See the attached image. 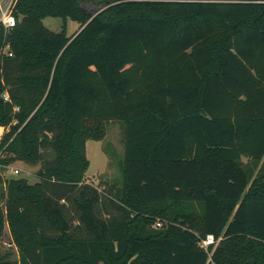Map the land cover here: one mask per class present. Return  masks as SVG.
Wrapping results in <instances>:
<instances>
[{
  "label": "trees",
  "instance_id": "trees-1",
  "mask_svg": "<svg viewBox=\"0 0 264 264\" xmlns=\"http://www.w3.org/2000/svg\"><path fill=\"white\" fill-rule=\"evenodd\" d=\"M13 12L8 34L0 24V242L6 226L17 258L0 264H264V0ZM111 122L121 179L93 185L86 142ZM18 161L37 181L3 178Z\"/></svg>",
  "mask_w": 264,
  "mask_h": 264
},
{
  "label": "rangeland",
  "instance_id": "rangeland-1",
  "mask_svg": "<svg viewBox=\"0 0 264 264\" xmlns=\"http://www.w3.org/2000/svg\"><path fill=\"white\" fill-rule=\"evenodd\" d=\"M94 3L99 0H93ZM91 9L99 7L98 5L90 6ZM44 25L58 32L63 27L61 18L48 17L43 20ZM77 22L67 20V34H74L78 31ZM121 123L111 122L107 125L105 137L101 141L88 140L86 142V155L89 160V166L85 173L87 182L98 185L100 181L107 180L118 181L121 179V161L123 157V145L121 141ZM19 170L17 174L9 176L25 177L30 183L37 181L36 171L38 167L29 166L23 162H16L12 165ZM1 204V200H0ZM0 252H10L11 259L17 258L16 248L11 242L10 234L5 226L4 234L0 242Z\"/></svg>",
  "mask_w": 264,
  "mask_h": 264
},
{
  "label": "built area",
  "instance_id": "built-area-1",
  "mask_svg": "<svg viewBox=\"0 0 264 264\" xmlns=\"http://www.w3.org/2000/svg\"><path fill=\"white\" fill-rule=\"evenodd\" d=\"M16 1L17 0H0V24L4 28L5 34H8L16 24V17L13 12ZM2 51L8 54L9 56L12 55V53L9 51L8 43L4 44V46L2 47ZM3 131L4 127L0 126V138L3 134ZM17 173H19V170L17 168H14L12 165L5 166V169L1 171V175L3 176V178L9 177L10 174ZM155 226H160V222H157ZM212 243H214V238L212 235H207V237L202 240V246L205 249L208 247V245Z\"/></svg>",
  "mask_w": 264,
  "mask_h": 264
},
{
  "label": "water",
  "instance_id": "water-1",
  "mask_svg": "<svg viewBox=\"0 0 264 264\" xmlns=\"http://www.w3.org/2000/svg\"><path fill=\"white\" fill-rule=\"evenodd\" d=\"M101 10V7L94 8L95 13L99 12Z\"/></svg>",
  "mask_w": 264,
  "mask_h": 264
}]
</instances>
